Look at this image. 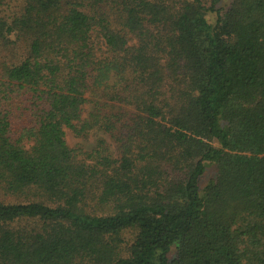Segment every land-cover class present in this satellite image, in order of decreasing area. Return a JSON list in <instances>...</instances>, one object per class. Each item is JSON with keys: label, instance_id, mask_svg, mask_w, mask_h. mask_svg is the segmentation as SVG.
Returning a JSON list of instances; mask_svg holds the SVG:
<instances>
[{"label": "trees", "instance_id": "obj_1", "mask_svg": "<svg viewBox=\"0 0 264 264\" xmlns=\"http://www.w3.org/2000/svg\"><path fill=\"white\" fill-rule=\"evenodd\" d=\"M220 2L0 11V264H264V0Z\"/></svg>", "mask_w": 264, "mask_h": 264}, {"label": "rangeland", "instance_id": "obj_2", "mask_svg": "<svg viewBox=\"0 0 264 264\" xmlns=\"http://www.w3.org/2000/svg\"><path fill=\"white\" fill-rule=\"evenodd\" d=\"M23 0H2V5H0V11L2 13L5 12H12L16 9V6L20 4ZM231 0H221L219 4V9L223 11L224 8H226L230 4ZM208 19L210 22L214 23L217 19V15L215 13H210L208 15ZM5 53V51H4ZM3 54L1 52L0 58H2ZM4 57V56H3ZM10 56L6 57V60L9 59ZM89 107V106H88ZM105 140L106 148H110V152L113 154L115 158H119V154L117 151V144L113 141V139L108 135L105 134L104 132L101 131H91L89 134L84 135V136H76L73 132L70 130H67V140L70 144V146L82 150L83 152L87 153L99 145L100 140ZM215 175V168L214 167H209L205 173V175L202 177L201 180V185H204L211 177ZM0 199H5V200H12L11 197L9 196H4L0 194ZM124 240L125 243L124 245H128L131 240L134 238V234L132 231H127L124 233Z\"/></svg>", "mask_w": 264, "mask_h": 264}]
</instances>
